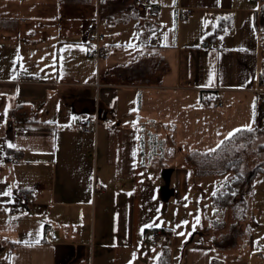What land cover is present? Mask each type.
<instances>
[{
    "label": "crops",
    "instance_id": "0c3cea01",
    "mask_svg": "<svg viewBox=\"0 0 264 264\" xmlns=\"http://www.w3.org/2000/svg\"><path fill=\"white\" fill-rule=\"evenodd\" d=\"M34 3L32 21L22 19L31 39L17 42L14 65L0 63V193L32 195L24 208L0 195V264H158L167 246L171 264H264V231L215 246L231 221L213 203L205 217L200 187L191 188L204 172L186 161L182 140L207 107L201 92L228 108L211 125L214 152L241 133L235 107L253 114L255 133L264 127V2L150 0V11L141 0ZM93 22L106 30L100 62L85 45ZM22 74L47 83L19 82ZM96 115L98 127L80 131ZM14 154L19 161H7ZM256 201L253 221L264 194ZM154 230L165 232L157 246Z\"/></svg>",
    "mask_w": 264,
    "mask_h": 264
},
{
    "label": "rangeland",
    "instance_id": "374dc122",
    "mask_svg": "<svg viewBox=\"0 0 264 264\" xmlns=\"http://www.w3.org/2000/svg\"><path fill=\"white\" fill-rule=\"evenodd\" d=\"M33 1L34 0H0V47L6 46L9 48V51L7 52H0V63L6 67L9 63L11 65H14L15 63L14 59L17 56L14 54V49L16 48L17 42H21L22 38L24 40L31 39L32 25L27 24L28 22H25L22 19L31 17L32 21L33 12L36 8V2L31 5ZM66 1H82L83 3L86 0ZM24 8L26 9L25 11ZM39 22L42 23V21ZM100 29L105 35L106 30L105 28L103 29L101 22ZM225 31H227V29H225ZM212 41L213 43L218 44L217 39ZM17 62L18 59L16 60V63ZM240 97V95H237L236 98ZM219 102L222 104L224 103L225 106L213 108L215 107V103ZM251 103L252 101L249 104ZM227 109L225 101L222 99L220 101L214 100L212 105L201 109V114L199 110V113L194 112L190 116L189 120L194 121L195 125L196 117L199 118V125L194 127L193 132L191 128L185 127V136H182L184 148L192 150L190 158L186 161L189 163L193 160V164L191 165L195 166V173L196 171L200 173L204 172V174H200L199 176H193L191 188L199 189L200 187V195L202 196L201 199L204 201L203 204L206 208H209V211H205L204 215L205 217H209L210 221L213 220V211L210 209V204H212L214 196L213 193L216 192V187L222 188L235 178V175L232 173H221L226 163L236 159H241L242 164L240 166V173L242 174H247L253 167L256 166L264 168V150L259 148L260 144L264 143V132L262 133V131H259V133L241 131V133L233 135L232 140L221 147V149L217 152H214V149L210 148L213 144V139L209 138L213 135L211 125L213 124V121H217L218 118H220L219 115ZM235 109L236 113H234L231 123L232 130L234 132H236L235 130L237 129H244L249 125L255 126V118L251 112L249 115H246L244 111H240V107H235ZM229 121L230 120L226 123L227 129L229 128ZM259 125H261V123ZM223 127V124L222 126H219L218 124L216 126V130L220 128L223 129ZM189 131L191 132L190 134H188ZM198 163H200V165H198ZM262 194H264V173L259 174V176L256 177L251 197L246 196L245 199H239L237 203L226 210V215L229 216V219L227 218L226 221H231V226H224L225 231L223 235L214 237L213 241L216 247L234 249L236 247L235 245L238 243L242 244L246 240L243 238V234L264 231V212L260 213V210L259 214H257L258 219L253 221V212L255 207L252 205L253 198L256 197L259 202L262 198ZM259 223L261 224L260 229L258 231L254 230V226ZM240 238L242 239L239 241Z\"/></svg>",
    "mask_w": 264,
    "mask_h": 264
},
{
    "label": "trees",
    "instance_id": "16d2710c",
    "mask_svg": "<svg viewBox=\"0 0 264 264\" xmlns=\"http://www.w3.org/2000/svg\"><path fill=\"white\" fill-rule=\"evenodd\" d=\"M262 17V27L264 30V8ZM221 23L217 29V33L220 34L230 25ZM264 69V68H263ZM261 84H264V70L261 72ZM215 100V95L208 94L207 92H201L200 101L205 106H210ZM216 106V103H215ZM217 107V106H216ZM259 131H264V127ZM264 150V143L259 147ZM242 164L241 159H236L225 164L222 174L232 173L235 175L234 180L224 185V187L217 189L213 196V206L218 209L231 208L239 199H245V197H251L254 190V181L260 173H264V168L260 166L253 167L247 174L240 173V166ZM234 193V194H233ZM158 264H171V250L164 247L160 256Z\"/></svg>",
    "mask_w": 264,
    "mask_h": 264
},
{
    "label": "built area",
    "instance_id": "2783aa9c",
    "mask_svg": "<svg viewBox=\"0 0 264 264\" xmlns=\"http://www.w3.org/2000/svg\"><path fill=\"white\" fill-rule=\"evenodd\" d=\"M149 1L150 0H141L140 3L143 8L147 11H150ZM261 2H264V0H261ZM179 14L181 18H186L193 14V10H181ZM103 39L104 34L102 33L98 22H93L86 26L85 45L87 47V55L88 57L96 60L97 62L106 60L108 58V52L102 44ZM19 82L39 84L47 83L43 78L32 74H22L19 77ZM262 86L263 87L261 88V90L264 91V84ZM216 106L222 107L223 104L219 102L216 103ZM99 122L100 118L97 115L90 118H86L79 129L82 132H90L98 127ZM6 159L9 162H16L19 161V156L14 154L11 157H6ZM100 190H104V187H100ZM11 199L16 206L24 208L32 200V195L29 191H22L19 193L12 194ZM163 237H165V232H163L162 230H154L152 232V245H159Z\"/></svg>",
    "mask_w": 264,
    "mask_h": 264
},
{
    "label": "snow or ice",
    "instance_id": "6c2138e0",
    "mask_svg": "<svg viewBox=\"0 0 264 264\" xmlns=\"http://www.w3.org/2000/svg\"><path fill=\"white\" fill-rule=\"evenodd\" d=\"M205 23H207V21ZM211 83H212V81L210 80L209 81V84H211ZM235 131L236 132H241V131L254 132L255 130L249 125V126H246L244 129H237ZM230 135H233V134H230ZM8 147L11 148V147H14V145L8 144ZM0 195L11 196L12 195L11 189H9L8 191H6L4 193H0ZM213 195H215V193H213ZM185 223H187V222H185ZM156 226H158V225H156L155 223H153V224L146 225L145 227H156ZM141 231H143V230H141ZM181 235H182V233H181Z\"/></svg>",
    "mask_w": 264,
    "mask_h": 264
}]
</instances>
